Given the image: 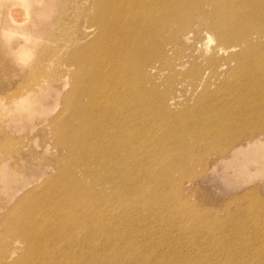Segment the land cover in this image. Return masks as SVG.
Here are the masks:
<instances>
[{
  "label": "bare ground",
  "instance_id": "obj_1",
  "mask_svg": "<svg viewBox=\"0 0 264 264\" xmlns=\"http://www.w3.org/2000/svg\"><path fill=\"white\" fill-rule=\"evenodd\" d=\"M63 3L62 19L69 10H78L77 1ZM82 3L85 9L89 8L86 18L97 28L89 31L81 25L78 30L82 32H77L74 27L73 33L70 30V36L65 38L68 27L60 16L56 24L52 23V29L59 30L55 34L52 30L48 32L47 25L46 33L43 30L36 34L37 21H30L29 15L33 18L34 13L35 17L46 16L36 10L53 9L52 0H0L8 16L16 13L19 17L3 28L20 35L13 44L9 41L7 54H12L14 64L27 67L14 91L0 84V150L5 155L20 153L5 132L8 128H19L25 121L51 131L49 143L52 148L62 150L53 160L54 170L45 169L42 188L32 187L24 177L19 186L6 192L17 203L23 199L27 202L11 208L7 214L1 213L2 238L10 237L15 244L2 245L0 264H127L116 260L121 256L115 249L101 247L106 246V241L94 243L104 216H114L113 212L120 208L129 215L125 218L132 217L140 207L133 206L132 210L130 205L140 200L145 188L164 182L177 169L167 164L173 150H178V154L190 151L200 145V136L217 137L221 132L243 130L244 126L264 119V105L257 112L241 108L238 103L226 106L224 117L208 118L214 110L213 100L223 99L228 105L236 98L230 95L244 93V97L250 96L249 100H261L264 104L261 69L264 0H83ZM13 6L18 9L13 10ZM51 33L53 39L65 40V44L57 45L60 47L55 49L57 55L42 57V50L52 45L48 41ZM201 39L208 44L206 53L198 51L183 60V65L190 64L187 85L199 101L196 111L184 121H177L175 134L155 136L161 151L147 164L145 158L151 155L144 137L152 129L148 123L152 113L146 105L155 100L164 102L165 96L156 95L157 86L152 77H147L146 67L155 60L153 51L162 55L171 42L176 46L186 40L195 46ZM173 46L169 49L174 50ZM37 49L41 51L39 55ZM218 55L228 58H217ZM204 60L209 61V67H201ZM233 63L238 65L224 74L222 68ZM152 68L159 74L162 71ZM223 74L220 85L212 90L210 87L216 83L213 77ZM230 76L235 83H229ZM147 83L152 84L150 88ZM61 85L66 88L67 98L60 103ZM233 85L239 87L229 91ZM199 89L202 91L198 92ZM58 106L62 107L56 113ZM64 106L67 110H63ZM205 108L211 109L210 113ZM162 109L169 111L164 106ZM17 140L18 144L24 143L23 138ZM2 159L0 169L5 175L7 165ZM184 162L187 161L181 163ZM158 165L164 167L155 171ZM145 195L141 199H146ZM121 200L125 202L118 203ZM149 205L153 206L148 200L143 202L144 208H150Z\"/></svg>",
  "mask_w": 264,
  "mask_h": 264
},
{
  "label": "rangeland",
  "instance_id": "obj_2",
  "mask_svg": "<svg viewBox=\"0 0 264 264\" xmlns=\"http://www.w3.org/2000/svg\"><path fill=\"white\" fill-rule=\"evenodd\" d=\"M63 1L71 2V0H52L53 9L41 7L36 10L45 13L46 16L35 17L34 13L32 18L29 15L30 21L32 19L37 21L34 29L36 34H41L43 30V33H46V25L49 27L48 32L51 30L53 34L58 32V27L52 29V25L56 24L60 17V21L68 27V35L65 38L70 36L69 32L74 27L77 28V32L81 31L78 30L81 25L89 31L97 28L91 20L86 18L89 8L85 9L83 0H73L79 2L77 6L79 11L69 10L62 19ZM15 9H18V6H13V10ZM1 12L3 16H1ZM17 18L19 17L16 13H11L8 16L5 8L0 6V84L1 87L3 86L11 92L16 89L17 84L21 83L20 80L27 73V67L21 68L20 64H14L12 54H7L10 52L9 41L10 44H13L20 39V35H17L16 32H14L16 35L9 33L10 31L7 29L5 32V24L12 22V19L17 20ZM29 25L30 23L25 27ZM10 30L14 29L11 27ZM53 34H49L51 37L48 39V41H52V45L43 49L40 56H55L58 53V50L55 49L60 48L57 45L65 44V40L53 39ZM205 40L207 41L206 38ZM205 40H197L196 47L186 40L179 42L176 46H173L171 42L167 45L168 51L162 55L153 51L154 64L147 65L146 74L147 77H152L157 86L156 95L160 97V93H162L165 98L164 102L155 100L146 105L148 112H151L153 116L156 115L153 118L149 114V119L152 120H148V123L152 129L144 137L145 147H148V153L151 155L145 158L147 164L151 163L152 157L161 151L156 138H160L166 133L175 134L174 129L177 121H184L193 116L196 111L197 96L187 85L190 79L187 72L190 64L183 65V60L198 51L206 53L208 44ZM172 46L175 48L174 50L169 49ZM37 50L39 55L41 51ZM262 53H264V49ZM216 57L228 58L223 55ZM35 60L31 63H34ZM163 60H167L168 63H163ZM180 63L182 65L178 66ZM209 65V61L204 60L201 67L207 68ZM237 65V63H233L223 67L224 74ZM152 66L162 70L160 74L154 72ZM261 69L264 71V63ZM212 73L213 71H210V75ZM224 74L218 78L213 77L216 83L210 87L212 90L220 85ZM229 83H235L233 76L229 77ZM151 85V83H147L148 88ZM231 87L229 91H236L239 85ZM60 89L62 92L58 98L61 103L67 98V95L63 85L60 86ZM230 96L236 98L228 105L226 102L224 103L223 99L213 100L211 109L214 107V110L210 113L211 109L205 108L210 113L208 118L224 117L226 106L236 105V103L242 106L241 108L253 109L257 112H260L259 108L264 105L261 100H249L250 96L244 97V93ZM168 97L169 99H167ZM163 106L169 111H163ZM60 107L62 106H58L56 113L59 112ZM67 108L64 106L63 110H67ZM223 108L224 111L221 112ZM184 111L186 113L182 114ZM198 117L201 116L198 115ZM257 121L244 126L243 130L237 129L232 133L221 132L217 137L200 136L198 138L200 145H196L190 151L178 154V150H173L167 164L175 165L177 169H173L166 176L164 182L155 184L153 188L150 186L145 188L141 197L145 193L146 199L140 197L139 201L130 205L131 209L134 208L133 206L140 207L139 210H135L136 213L132 217L125 218L124 216L129 215L120 208L113 212L115 217L111 214L104 216L102 227L100 226L97 231L100 234L94 243L106 241V246L101 247L109 246L110 249H115L121 256L116 260L127 264H264V119ZM3 126L5 125L3 124ZM42 126L41 124L33 126V121H25L19 128L14 130L8 128L5 132V135L8 134L11 137L16 149L20 148V153L5 155L0 150V160L3 158L2 160L7 165L5 175L1 174L2 169H0V217L1 213L6 212L7 214L11 208L27 202L23 199L17 203V199L6 192L19 186L24 177L32 187L34 185L42 188L45 169L50 167L54 170L55 168L53 160H56L55 157L62 150L56 147L52 148L53 145L49 143L52 141V133L43 130ZM5 135L4 140L7 137ZM238 136L239 138L236 139ZM17 138H23L24 143L18 144ZM209 146L210 150L207 149ZM183 160L187 162L181 163ZM16 162L17 165L14 166L13 163L16 164ZM163 167V165H158L155 171L162 170ZM53 170L49 169V172ZM146 200L149 204H153V206H149H151L150 208L155 207V211H151L149 207L144 208L143 202ZM124 202L123 200L118 201L120 204ZM104 226L105 228H103ZM3 228L0 222V251L3 250V244L9 245V247L15 244V241L10 237L2 238ZM84 242L87 245L92 244L88 241Z\"/></svg>",
  "mask_w": 264,
  "mask_h": 264
}]
</instances>
